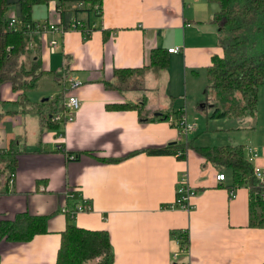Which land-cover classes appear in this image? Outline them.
<instances>
[{"label":"crops","instance_id":"0c3cea01","mask_svg":"<svg viewBox=\"0 0 264 264\" xmlns=\"http://www.w3.org/2000/svg\"><path fill=\"white\" fill-rule=\"evenodd\" d=\"M7 2L8 20L19 17L18 0ZM45 6L46 13L36 18L33 7L32 20L59 25L54 4ZM100 10L99 16L88 11L70 17L82 23V31L32 34L40 42L38 59L45 71L38 81L51 75L61 104L68 94L79 99L72 121L49 130L28 98L21 112L12 108L21 92H13L7 82L0 86V101L11 104L0 109L1 151L16 140L12 182L5 183L6 175L0 174V224L22 212L47 217L46 233L28 241L1 237L0 264H55L68 222L107 232L112 264H262L264 228L248 226L249 189L226 188L229 169H217L191 149L184 160L143 152L182 142L178 123L173 125L175 112H183L193 125L189 110L210 115L206 68L213 56L223 55L218 28L210 22L217 5L208 0H101ZM51 39L57 42L54 52ZM170 48L179 51L169 53ZM154 49L167 54L163 70L149 66ZM142 67L141 74L126 78L113 74ZM23 116L33 121L30 130ZM256 151V162L264 165V150ZM220 172L223 181L215 178ZM183 175L195 190L189 211L170 208ZM67 203L90 209L70 219L61 212ZM179 234L188 238L183 252L175 240Z\"/></svg>","mask_w":264,"mask_h":264},{"label":"trees","instance_id":"16d2710c","mask_svg":"<svg viewBox=\"0 0 264 264\" xmlns=\"http://www.w3.org/2000/svg\"><path fill=\"white\" fill-rule=\"evenodd\" d=\"M217 5L210 22L218 28V45L223 55L213 56L206 68V89L212 104L210 119H240L254 115L258 93L264 95V0H208ZM53 3L58 15L59 25L67 26L70 17L78 13L94 11L101 14V0H18L20 26L17 30H7L9 9L7 0H0V86L7 82L13 92L20 91L16 104L22 105L21 112L27 106L26 91L37 87L38 79L45 72L40 69L38 39L30 46L27 36L35 30L32 9L37 5ZM99 7V8H98ZM167 54L162 49H154L150 54L149 66L160 71L167 67ZM144 67L137 69H115L113 74L126 78L131 73L141 74ZM61 94L52 99L41 101L36 114L40 122L49 129L59 128V123L52 120L54 114L63 110ZM1 102V101H0ZM121 108H134L135 105L119 104ZM114 105L113 108H118ZM12 114L15 111H11ZM177 126L183 112H175ZM166 119L168 115L164 116ZM16 141V140H15ZM14 141V142H15ZM14 142L7 151L0 149V171L6 175L5 183H10L16 165ZM193 150L205 161L217 169H229L231 185L226 188L245 186L249 189L248 226L264 228V185H260L252 173V164L245 156L243 145L199 146L192 140L174 142L164 147L146 149L149 155H174L184 160L188 150ZM132 152L129 155L135 154ZM68 154V153H67ZM71 158H77V155ZM68 205L65 215L73 218ZM46 216L30 215L26 212L16 214L12 221L0 224V238L7 240L28 241L38 234L46 233ZM183 236V239H181ZM182 241L180 248H187L188 238L179 234ZM109 236L105 231L86 230L73 223H66L61 233L60 244L56 253L55 264H112ZM264 264V262L262 263Z\"/></svg>","mask_w":264,"mask_h":264},{"label":"rangeland","instance_id":"374dc122","mask_svg":"<svg viewBox=\"0 0 264 264\" xmlns=\"http://www.w3.org/2000/svg\"><path fill=\"white\" fill-rule=\"evenodd\" d=\"M45 8V5H37L34 12V8L32 9L33 16L36 18L43 13L45 14ZM11 14V11L8 10V15L10 16ZM5 84H3V86L6 87L7 85ZM58 91L59 89L52 81V76H44L38 81L37 88L26 91V96L31 102L29 107L37 109L40 101L47 100L45 98L46 94H57ZM3 96H5V94H3ZM206 96H208V98L211 97L209 92ZM9 106L11 107V104L8 105L7 102L0 103V109H8ZM13 106L14 105H12V108L15 109L22 108V105L20 104H15V106ZM190 111L192 113L193 111L189 110L188 113L192 115V122L195 125L194 130L183 137L182 142L192 140L196 145L208 147L240 144L243 145L244 152L247 148H251L253 150L259 149L260 151L264 150V95L261 90L259 91L257 97L256 111L252 116L247 115L246 117L240 119H210L204 118V116L198 112H194V114H192ZM28 118L29 117L23 116L22 121L23 123L24 121L26 122L28 130H30L29 128H33V121H31V119V123H29ZM257 163L258 162L255 161L251 162L253 167H257ZM225 171L228 173V170Z\"/></svg>","mask_w":264,"mask_h":264},{"label":"built area","instance_id":"2783aa9c","mask_svg":"<svg viewBox=\"0 0 264 264\" xmlns=\"http://www.w3.org/2000/svg\"><path fill=\"white\" fill-rule=\"evenodd\" d=\"M20 26V21H19V17H12L11 19L8 20L7 22V26L6 29L7 30H17ZM83 29V25L82 23L77 20V19H72L67 26H63V25H53V24H49L48 22H42L39 24H36L35 30L32 32H29L27 34V36L31 39L32 38V34L36 32H41V31H54V32H58V33H63L65 31H69V30H78V31H82ZM85 34H87V32L85 31ZM57 47V42L55 39H51L49 41V50L50 52H54L55 48ZM169 53H175L177 51H179L178 48H170L167 50ZM73 78H70V85L69 86H73L76 82L72 80ZM80 102L79 99L72 94H68L67 97H65V100L63 102V110L61 112H58L56 114L53 115L52 120L56 121L60 124H64L67 122H70L73 120V113L79 108ZM169 119H171L169 117ZM178 122V127H179V134L180 137L183 138L185 137L188 133L192 132L194 130V125L190 124L186 121L184 115L180 116ZM60 149V147H59ZM71 157V156H69ZM258 153L256 150H253L251 148H247L246 150V158L249 162H256V159L258 158ZM252 173L253 176L255 177V179L258 181V183L260 185H264V165H260L257 163V167H253L252 166ZM217 181H223L225 179V176L223 173H218L215 176ZM12 182V179L10 181V183ZM195 195V190L193 187H191L188 182L186 181V177L183 175V177H181L177 189H176V198L174 203L170 206V208H179L185 211H189L192 206L190 204V199ZM229 195L231 197L234 196V190L229 191ZM65 197L67 199H72V194L70 193H66ZM262 197L264 198V195H262ZM90 207L84 203H80L77 205H74L73 209L70 211V215L74 216L76 213L79 212H86L87 210H89ZM68 210V208L66 207H62L61 208V212L62 213H66ZM175 240H177V243L179 245L180 248V243H181V239L180 238H175ZM181 249V248H180ZM184 250H186V248H182L181 251L183 252ZM178 253H174L173 257H177Z\"/></svg>","mask_w":264,"mask_h":264},{"label":"water","instance_id":"95a60500","mask_svg":"<svg viewBox=\"0 0 264 264\" xmlns=\"http://www.w3.org/2000/svg\"><path fill=\"white\" fill-rule=\"evenodd\" d=\"M46 100V99H45Z\"/></svg>","mask_w":264,"mask_h":264}]
</instances>
